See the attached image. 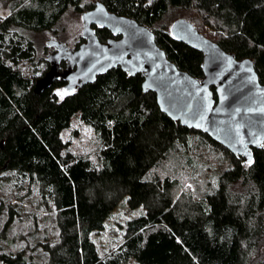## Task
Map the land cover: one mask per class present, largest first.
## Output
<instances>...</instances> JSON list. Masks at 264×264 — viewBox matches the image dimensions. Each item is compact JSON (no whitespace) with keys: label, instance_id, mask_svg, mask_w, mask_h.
<instances>
[{"label":"trees","instance_id":"1","mask_svg":"<svg viewBox=\"0 0 264 264\" xmlns=\"http://www.w3.org/2000/svg\"><path fill=\"white\" fill-rule=\"evenodd\" d=\"M94 1L9 0L10 10L0 15V188L11 180L16 189L37 186L58 230L54 241L37 243L39 255L0 246V263L125 264L133 258L143 264H264V147L252 149L249 164L207 133L167 116L153 91L142 92L140 73L127 75L119 66L65 91L63 99L55 91L65 86L62 77L35 91V80L49 68L51 41L65 42L47 39L49 51L38 60L32 34L55 30L68 8L82 13ZM100 1L151 28L168 60L196 78L203 76L202 52L170 34L173 18L190 20L235 58H252L264 85V0ZM93 26L101 40L116 36ZM42 61L39 72L27 75L21 68ZM72 118L98 138L97 162L76 155L62 139ZM191 150L212 156L217 173L194 192L174 193L177 178L160 167ZM123 199L144 210L126 220L122 244L102 257L91 233L103 229ZM4 201L0 195L3 230L19 213Z\"/></svg>","mask_w":264,"mask_h":264},{"label":"water","instance_id":"2","mask_svg":"<svg viewBox=\"0 0 264 264\" xmlns=\"http://www.w3.org/2000/svg\"><path fill=\"white\" fill-rule=\"evenodd\" d=\"M105 6L95 0L81 13L84 39L78 46L51 41L55 49L47 55L49 68L35 80L36 92L55 77L66 80L65 87L71 90L119 66L127 75L140 73L142 92L153 91L155 103L167 116L207 133L233 154L249 161L253 148L264 147V85L252 58H235L190 20L177 17L170 34L202 52L203 76L196 78L168 60L151 28ZM94 24L116 36L99 39ZM62 61L65 67L60 70Z\"/></svg>","mask_w":264,"mask_h":264},{"label":"rangeland","instance_id":"3","mask_svg":"<svg viewBox=\"0 0 264 264\" xmlns=\"http://www.w3.org/2000/svg\"><path fill=\"white\" fill-rule=\"evenodd\" d=\"M9 10V0H0V15L4 16ZM172 20L170 21L172 22ZM81 21V12L68 8L58 22L54 24L55 30L45 29V31H41L37 35L32 34L36 42L35 51L38 60L46 57L49 51L46 43L49 38L62 40L66 45L73 48L78 36L81 35L83 26ZM171 22H169V27ZM42 64L43 61L33 65L29 62H23L21 68L28 75L33 72H39L43 68ZM55 91L57 94L64 93L67 88L61 86V88H56ZM61 135L62 139L69 140L68 146L76 155H88L91 161H98L96 158L98 138L91 130V127L84 125L77 118H72L71 125L66 130H63ZM205 153L198 155V153L193 151L187 157L180 156L173 158V160L164 161L160 171L164 173L170 171L172 177L177 178L176 186L173 190L174 193L188 192V190L194 192L196 185H204L207 179L209 182L213 180L215 173H217L216 164L212 156ZM36 187L35 185L24 184V187L16 189L14 180H11L3 183L2 188H0V195L3 196L4 202L13 203L19 212L14 214L11 226L9 225L5 230L2 228L7 213L3 211L0 214V246H2L3 250L14 252L24 248L26 254L34 256L42 253V246L38 245L40 241L51 239L52 242L55 240L58 230L53 217L54 211L48 210L40 202V193ZM143 210L142 206H138L135 209L130 208L126 200L123 199L111 211L110 216L103 225V229L91 233L92 242L96 244L100 256H109L111 251H114L119 244H122V240L125 237L124 225L126 220L131 217L134 218ZM125 264L143 263L131 258Z\"/></svg>","mask_w":264,"mask_h":264},{"label":"snow or ice","instance_id":"4","mask_svg":"<svg viewBox=\"0 0 264 264\" xmlns=\"http://www.w3.org/2000/svg\"><path fill=\"white\" fill-rule=\"evenodd\" d=\"M65 94H68V93H58V95H60V96H61V99H63V96H64ZM248 163H249V164H251V163H252V161H251V160H249V161H248Z\"/></svg>","mask_w":264,"mask_h":264},{"label":"flooded vegetation","instance_id":"5","mask_svg":"<svg viewBox=\"0 0 264 264\" xmlns=\"http://www.w3.org/2000/svg\"><path fill=\"white\" fill-rule=\"evenodd\" d=\"M64 62H65V61H62V62L60 63V66H61V67H60V70H61V69H64V67H65V66H64ZM62 63H63V65H62ZM65 86H66V83H65ZM67 90H68V89H67Z\"/></svg>","mask_w":264,"mask_h":264}]
</instances>
